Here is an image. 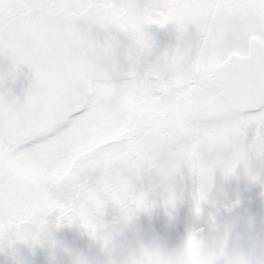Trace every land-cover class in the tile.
<instances>
[{
  "label": "snow or ice",
  "instance_id": "obj_1",
  "mask_svg": "<svg viewBox=\"0 0 264 264\" xmlns=\"http://www.w3.org/2000/svg\"><path fill=\"white\" fill-rule=\"evenodd\" d=\"M250 152L264 155V0H0V242L53 215L94 234L106 205L141 207L142 173L190 166L203 192Z\"/></svg>",
  "mask_w": 264,
  "mask_h": 264
},
{
  "label": "clouds",
  "instance_id": "obj_2",
  "mask_svg": "<svg viewBox=\"0 0 264 264\" xmlns=\"http://www.w3.org/2000/svg\"><path fill=\"white\" fill-rule=\"evenodd\" d=\"M238 166L243 168L246 175L248 174L246 161ZM238 166L233 168L231 174H225L222 168L217 170L223 177L228 178L234 174ZM186 169L188 174L195 178L192 211L198 216L201 204L207 199V190L202 192L199 178L195 176L190 166ZM154 174L159 178L162 186L166 185L170 179L162 170ZM138 195L143 196L141 207L137 209L133 203L128 213L120 211L125 225L139 213L150 214L155 207V201L149 199L147 192L138 193ZM261 197L264 199V189L261 191ZM174 202L173 193L170 190H162L160 206L166 212L171 211ZM236 206V203L232 205V207ZM209 225L215 233L210 241L200 239L195 232L189 231L177 247L165 249L154 239L147 242L138 239L123 254H120L118 250V230H105L100 227L94 234L88 233V235L98 243L103 255V264H264V239L253 233L249 226H239L240 231L237 233V225L234 222L218 221L215 216L209 217ZM26 244L29 247L38 246L46 249L50 258L54 257L59 249L55 240L50 236H42L41 232L34 239L29 238ZM63 253L68 257V264H88L86 258L78 253L67 249H63Z\"/></svg>",
  "mask_w": 264,
  "mask_h": 264
},
{
  "label": "rangeland",
  "instance_id": "obj_3",
  "mask_svg": "<svg viewBox=\"0 0 264 264\" xmlns=\"http://www.w3.org/2000/svg\"><path fill=\"white\" fill-rule=\"evenodd\" d=\"M166 31L169 36H174L170 34L171 29ZM250 139L251 133L247 137V140ZM246 162L247 175L241 166H238L234 174L228 178L223 177L218 170L213 171L207 187V199L201 204L198 216L192 211L193 181L185 167H181L164 186L153 172L142 173L141 176H149V180L156 182L147 188L152 192L151 198L160 196L151 212L152 216H156L153 218L155 223L146 226L141 233L142 237L145 240L158 241L165 249L177 247L181 238L183 239L189 231L195 232L200 239L210 241L215 234L209 225L210 216H215L218 221H224L236 209L261 198L262 186L264 189V155L250 152ZM147 184L143 183L142 186ZM165 189L170 190L175 198L174 207L170 212H166L160 206L161 192ZM178 191L179 195L176 194ZM234 203L237 204L236 207H232ZM0 264H3V259H0Z\"/></svg>",
  "mask_w": 264,
  "mask_h": 264
},
{
  "label": "flooded vegetation",
  "instance_id": "obj_4",
  "mask_svg": "<svg viewBox=\"0 0 264 264\" xmlns=\"http://www.w3.org/2000/svg\"><path fill=\"white\" fill-rule=\"evenodd\" d=\"M151 31L153 38L162 47L174 46L175 37L169 36L166 30L153 29ZM170 34H173L172 31ZM191 178L193 181L194 192L196 187L195 178L192 176ZM169 180H172V177ZM143 183L148 184L142 186ZM153 183L156 184V182H153L151 179L149 180V176H140L138 180L134 181V188L135 190L137 189L142 192H147L149 196H152V192H150L147 188H149V185ZM179 193L180 192L178 191L176 194L179 195ZM182 194L183 192H181V195ZM236 194H238V192ZM151 196L149 199L158 203L160 196L155 198H151ZM261 199L262 197L249 202L232 213ZM155 217L156 216H152L151 213L147 215L139 213L131 220L130 223L125 225L122 221L120 210L111 204H108L105 206L103 215L99 219L101 228L105 230H118V250L120 254H123L138 239L145 242L150 241L149 239L145 240L141 233L145 230L146 226H152V223H155L153 221V218ZM182 233H184V231H182ZM41 235L50 236L58 243L59 249L54 257H48L46 249H42L38 246L29 247L26 243L9 244L6 242H0V259H3V264H68V257L64 255L63 249L80 254L86 258L88 264H103V255L100 251L98 243L95 242L78 224L56 227L55 216H49Z\"/></svg>",
  "mask_w": 264,
  "mask_h": 264
},
{
  "label": "water",
  "instance_id": "obj_5",
  "mask_svg": "<svg viewBox=\"0 0 264 264\" xmlns=\"http://www.w3.org/2000/svg\"><path fill=\"white\" fill-rule=\"evenodd\" d=\"M26 71V70H25ZM27 86V78L22 77L16 85L17 90ZM224 221L234 222L239 233L241 225L249 226L250 230L264 239V199L252 203L228 216ZM215 236V234H214ZM213 236V237H214ZM231 243V241H230Z\"/></svg>",
  "mask_w": 264,
  "mask_h": 264
}]
</instances>
